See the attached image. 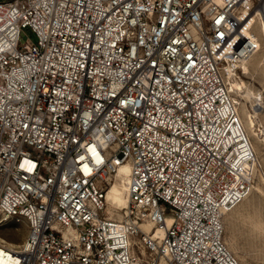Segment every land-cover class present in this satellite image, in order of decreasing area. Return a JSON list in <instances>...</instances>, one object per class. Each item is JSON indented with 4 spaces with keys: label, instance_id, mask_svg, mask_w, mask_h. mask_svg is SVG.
I'll return each mask as SVG.
<instances>
[{
    "label": "built area",
    "instance_id": "obj_1",
    "mask_svg": "<svg viewBox=\"0 0 264 264\" xmlns=\"http://www.w3.org/2000/svg\"><path fill=\"white\" fill-rule=\"evenodd\" d=\"M258 12L264 0H0V229L26 228L0 264H239L223 216L264 165L224 73L262 50ZM123 165L114 219L104 195Z\"/></svg>",
    "mask_w": 264,
    "mask_h": 264
},
{
    "label": "rangeland",
    "instance_id": "obj_2",
    "mask_svg": "<svg viewBox=\"0 0 264 264\" xmlns=\"http://www.w3.org/2000/svg\"><path fill=\"white\" fill-rule=\"evenodd\" d=\"M253 30L260 36L256 27H254ZM262 53L263 48L252 57L249 62L247 61V70H244L240 65L241 69H243L246 74L235 75L232 73V80L237 82L249 81L253 89L262 86L264 83V76L260 74L259 70H256L254 66V60L258 59ZM226 84L228 86L227 81ZM231 95L241 120L240 104L242 102L245 103V101L236 93H231ZM246 106L249 108V103H245L244 107ZM248 138L253 146V139L249 136ZM260 150L261 153H264L263 146L260 147ZM254 184L257 185L260 193H250L239 205L224 215L222 220L223 242L239 264H264V182L256 178ZM123 214L124 209L106 210V215L114 219H121ZM25 232L26 228L23 225L19 227V230H15L12 227H4L0 229V237L10 243L18 244L24 238Z\"/></svg>",
    "mask_w": 264,
    "mask_h": 264
},
{
    "label": "bare ground",
    "instance_id": "obj_3",
    "mask_svg": "<svg viewBox=\"0 0 264 264\" xmlns=\"http://www.w3.org/2000/svg\"><path fill=\"white\" fill-rule=\"evenodd\" d=\"M254 22L252 28L256 27L258 34L260 35V40L262 43L263 53L258 59L254 60V66L256 70H259L260 74L264 76V15L262 12H258L256 16L252 17ZM249 62V61H248ZM244 70L247 68V62H243L240 64ZM226 76V78H225ZM224 78L228 83V88L230 93H236L241 97L245 103H249V108L244 107V102H242L240 111H241V120L244 125V129L247 132L248 136L253 139V149L258 157V160L261 165H264V153H261L260 147H264V110L259 111L255 107H252V96L254 94V90L252 86L248 82L242 81H235L232 80V73L227 70L225 73ZM264 82V81H263ZM262 83V81H261ZM264 85V83H263ZM251 106V107H250ZM260 157V158H259ZM260 172V171H259ZM127 175H128V168L126 165L120 166L117 169L114 177L111 179L108 188L104 195V200L106 204V210L115 209L121 210L127 207L128 204V193H127ZM260 181L264 182V177L261 175L259 176ZM252 193H260L257 185L253 184ZM246 199V198H245ZM230 212V211H228ZM228 212H225L226 215ZM150 235L153 239L157 238V229L151 230ZM0 244L10 247L16 248L17 244L10 243L0 237Z\"/></svg>",
    "mask_w": 264,
    "mask_h": 264
}]
</instances>
